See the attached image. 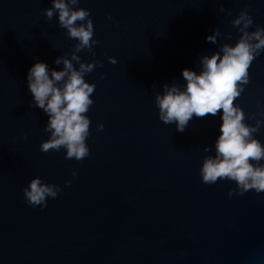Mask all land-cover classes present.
Masks as SVG:
<instances>
[{
    "label": "water",
    "instance_id": "obj_1",
    "mask_svg": "<svg viewBox=\"0 0 264 264\" xmlns=\"http://www.w3.org/2000/svg\"><path fill=\"white\" fill-rule=\"evenodd\" d=\"M51 6L0 0V264H264V193L230 197L234 182L201 181L222 111L194 115L179 132L159 120L155 103L163 85L186 84L184 69L199 73L201 57L235 44L240 33L230 21L242 9L254 20L249 31L264 27V0H80L75 7L90 11L100 43L94 55H78L103 64L85 75L96 87L86 113L90 154L82 161L65 159L63 148L41 152L49 117L30 107L29 69L43 62L49 74L62 70L55 60L70 58L78 43L58 14L46 18ZM217 27L213 44L206 37ZM249 76L234 103L255 125L247 117L264 121V51ZM254 138L264 145V123ZM35 177L62 189L47 207L24 198Z\"/></svg>",
    "mask_w": 264,
    "mask_h": 264
},
{
    "label": "clouds",
    "instance_id": "obj_2",
    "mask_svg": "<svg viewBox=\"0 0 264 264\" xmlns=\"http://www.w3.org/2000/svg\"><path fill=\"white\" fill-rule=\"evenodd\" d=\"M80 0H51L52 6L44 9L50 21L58 14L59 26L66 29L69 39L78 41L73 46L70 58L59 56L57 65L62 70H51L46 63L36 62L27 75L28 88L33 96L30 107L42 109L49 117L44 131L49 133L46 141L40 145L41 152L66 150L65 159L82 161L89 156L86 143L90 135V120L86 113L93 104L91 99L95 84L88 83L85 75L91 73L99 61L84 62L78 55L83 50L93 53L95 40L94 24L90 11L75 7ZM220 12L231 10L220 8ZM109 19L111 17L109 16ZM240 33L234 45L223 43L219 51L200 59L199 73L189 69L182 71L186 84L163 85V93L155 94V103L159 109V120L165 125L175 123L177 131L183 132L189 121L195 117L216 116L222 111L220 135L215 143V155L205 156L200 169L201 181L212 185L218 180L234 182L236 187L228 195L243 196L249 191L264 193V145L254 138L264 123L250 114L247 119L255 120V125L245 123V113L234 101L238 99L250 83L249 69L257 56L264 51V27L256 25L247 9L230 21ZM221 30L217 27L207 41L216 44ZM227 39L231 32L225 33ZM94 55V53H93ZM79 65L77 68L73 62ZM109 62L116 64L114 57ZM264 115V113H261ZM103 124L97 125V131L103 130ZM205 153L212 152L210 146L203 148ZM72 171L71 175L76 176ZM66 181L65 185H70ZM62 189L59 185L42 182L40 177L33 178L23 189L24 198L32 206L47 207L48 198L55 199Z\"/></svg>",
    "mask_w": 264,
    "mask_h": 264
}]
</instances>
